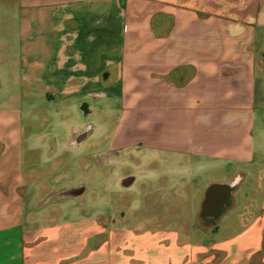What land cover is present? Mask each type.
Here are the masks:
<instances>
[{
    "label": "crops",
    "instance_id": "obj_1",
    "mask_svg": "<svg viewBox=\"0 0 264 264\" xmlns=\"http://www.w3.org/2000/svg\"><path fill=\"white\" fill-rule=\"evenodd\" d=\"M17 5L33 17L18 24L11 40L0 30V264H264V0ZM116 23L125 49L108 53L105 39ZM54 119L67 128L65 136L52 131ZM140 144L150 151L146 165L160 159L191 170L203 201L209 186L235 184L232 173L239 171L221 215L223 191L206 213L201 199L195 210L161 216L197 217L202 229L189 222L184 234H210L224 222L229 231L237 220L236 242L142 243L137 259L134 238L122 248L113 225V241L90 249L89 236L106 232L93 220L105 213L89 215L74 203L114 202L105 198L104 172L120 166L122 147ZM72 163L86 177L65 181ZM220 172L228 177L208 180ZM254 191L257 209L249 210ZM237 192L246 209H235ZM184 201L178 192L166 198ZM44 202L48 209H35Z\"/></svg>",
    "mask_w": 264,
    "mask_h": 264
},
{
    "label": "rangeland",
    "instance_id": "obj_2",
    "mask_svg": "<svg viewBox=\"0 0 264 264\" xmlns=\"http://www.w3.org/2000/svg\"><path fill=\"white\" fill-rule=\"evenodd\" d=\"M32 12L29 16H24L18 10L17 0H0V30L4 36L8 39L15 38L16 29L21 21H26L32 19ZM110 26H106V29ZM109 36L105 39V51H121L125 49L124 46V36L122 26L116 25L112 27ZM15 43L9 46V52H15ZM13 46V48H12ZM53 97V95H50ZM111 107H115L117 113L122 112L121 105L112 102ZM59 121V120H58ZM52 131L59 136H65L68 132L67 128L62 126L57 119L53 121ZM68 127V126H67ZM146 155H150V151L147 150L142 144L139 146L135 145L133 147H122L120 151V166L113 171L108 166H106L105 180H104V195L105 198L112 199L115 198L113 202L110 200L108 203L96 204V202H91L85 200L80 203H74L75 209H80L84 213L93 215L96 212H104V216L93 220L98 223L104 224L106 228L105 234H92L90 235L89 245L90 249L96 250L100 248L102 243H111L113 241L111 234L109 233L110 228L114 225L115 228H120L122 248L125 243L130 242L129 238L132 239L131 245L132 253L131 256L134 258V253H137L136 258L142 259L139 254H144V250L141 248L142 243L159 244L161 242L168 244H184V243H194V244H214L219 245L229 242H236L238 236L235 233L240 231L239 222L233 220V229L226 230L227 226L225 222L219 227L212 229L210 234L197 229L191 230L189 233L184 234L183 227L184 224H190V226L201 228V223L195 217V219L189 220H177L170 217L169 219H161L162 215L168 214L170 216H175L177 213H183L186 210H195L198 207V201L203 198V191L199 193L200 188L197 186V182L194 179H190L192 174L191 170H184L182 164H174L170 162L168 164L161 162L160 159L156 163H150L148 165L146 162ZM107 161V159H106ZM111 166V165H110ZM151 166V168H150ZM169 166V167H168ZM169 168V170H167ZM70 170H68L65 181L79 180L86 177V173L82 172L78 167L72 163L70 165ZM153 169V170H152ZM226 174L223 173H210L208 180L225 178ZM184 180L181 179V177ZM233 182L239 184V171L234 170L231 177ZM92 184L90 195L93 199L96 197V178L89 180ZM152 184V185H151ZM114 185L115 191H113L112 186ZM189 192L190 198H187L184 194ZM180 193L184 200H192V203L180 202V203H167V195ZM236 195L234 201V207L237 210L246 209L241 202V196L239 192ZM47 198V197H46ZM258 199L257 193L254 191L249 196V210H256V200ZM261 202L259 209H263V197H260ZM95 201V200H94ZM203 201V199H202ZM195 205V206H194ZM35 209H48L47 203H37ZM189 207V208H188ZM245 207V208H244ZM113 212L115 214L113 215ZM115 218V224H112ZM167 222L169 224H167ZM117 223V227H116ZM168 225V226H167ZM133 231H137L134 233ZM179 231L181 233H179ZM133 232V233H132ZM224 253L218 251L217 260L218 263L221 262ZM123 259V258H122ZM137 264H141L140 260Z\"/></svg>",
    "mask_w": 264,
    "mask_h": 264
},
{
    "label": "water",
    "instance_id": "obj_3",
    "mask_svg": "<svg viewBox=\"0 0 264 264\" xmlns=\"http://www.w3.org/2000/svg\"><path fill=\"white\" fill-rule=\"evenodd\" d=\"M236 187V182L235 184L232 185H221V184H212L211 186L208 187L206 194H205V199L202 204V211L203 213H206L210 207L213 206L215 202V197L216 194H218L220 191H223L224 197L223 200L218 204V209H219V215H221L223 212H225L232 203V197L231 194L234 191Z\"/></svg>",
    "mask_w": 264,
    "mask_h": 264
}]
</instances>
